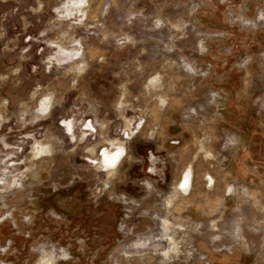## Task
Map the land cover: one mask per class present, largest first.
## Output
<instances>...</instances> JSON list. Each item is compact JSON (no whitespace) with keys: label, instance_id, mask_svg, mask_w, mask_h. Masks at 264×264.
Instances as JSON below:
<instances>
[{"label":"rangeland","instance_id":"374dc122","mask_svg":"<svg viewBox=\"0 0 264 264\" xmlns=\"http://www.w3.org/2000/svg\"><path fill=\"white\" fill-rule=\"evenodd\" d=\"M0 264H264V0H0Z\"/></svg>","mask_w":264,"mask_h":264},{"label":"bare ground","instance_id":"6f19581e","mask_svg":"<svg viewBox=\"0 0 264 264\" xmlns=\"http://www.w3.org/2000/svg\"><path fill=\"white\" fill-rule=\"evenodd\" d=\"M89 127L91 126V124L89 123L88 125ZM122 150L115 153L114 155L113 154H110V153H105V156H104V162H105V165L108 169H111V168H115L118 163L120 162V160L122 159ZM181 181L179 182V188L182 189L184 192H186L187 190H189L190 188V175L189 173H185L182 177V179H180ZM182 182H185V186L188 185V187H185L184 184V189L183 187L181 186V183Z\"/></svg>","mask_w":264,"mask_h":264},{"label":"flooded vegetation","instance_id":"af4514ba","mask_svg":"<svg viewBox=\"0 0 264 264\" xmlns=\"http://www.w3.org/2000/svg\"><path fill=\"white\" fill-rule=\"evenodd\" d=\"M90 124H91V126H90L89 128H86V129H90V130H91V129L94 128L93 123L90 122ZM125 153H126V152H125ZM152 170H153V169H152ZM153 171H154V170H153ZM181 179H182V178H181ZM183 184H184V186H185V182H182V183H181V186H182ZM191 186H192V185H191V183H190V188H191ZM185 187H188V185H186Z\"/></svg>","mask_w":264,"mask_h":264},{"label":"built area","instance_id":"2783aa9c","mask_svg":"<svg viewBox=\"0 0 264 264\" xmlns=\"http://www.w3.org/2000/svg\"><path fill=\"white\" fill-rule=\"evenodd\" d=\"M183 189H184V186L182 185Z\"/></svg>","mask_w":264,"mask_h":264}]
</instances>
